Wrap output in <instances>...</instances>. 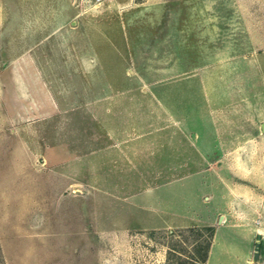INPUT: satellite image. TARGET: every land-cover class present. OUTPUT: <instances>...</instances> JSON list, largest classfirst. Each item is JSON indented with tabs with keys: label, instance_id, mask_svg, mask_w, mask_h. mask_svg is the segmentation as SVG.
Returning a JSON list of instances; mask_svg holds the SVG:
<instances>
[{
	"label": "rangeland",
	"instance_id": "rangeland-1",
	"mask_svg": "<svg viewBox=\"0 0 264 264\" xmlns=\"http://www.w3.org/2000/svg\"><path fill=\"white\" fill-rule=\"evenodd\" d=\"M262 122L264 0H0V264H264Z\"/></svg>",
	"mask_w": 264,
	"mask_h": 264
},
{
	"label": "water",
	"instance_id": "water-1",
	"mask_svg": "<svg viewBox=\"0 0 264 264\" xmlns=\"http://www.w3.org/2000/svg\"><path fill=\"white\" fill-rule=\"evenodd\" d=\"M261 128L264 130V122L261 123ZM257 238L260 239V234H257ZM260 242L257 240L256 245H255V252H254V259L257 258L258 255V249H259Z\"/></svg>",
	"mask_w": 264,
	"mask_h": 264
},
{
	"label": "trees",
	"instance_id": "trees-1",
	"mask_svg": "<svg viewBox=\"0 0 264 264\" xmlns=\"http://www.w3.org/2000/svg\"><path fill=\"white\" fill-rule=\"evenodd\" d=\"M205 258V254H203V256H201V259L203 260Z\"/></svg>",
	"mask_w": 264,
	"mask_h": 264
}]
</instances>
